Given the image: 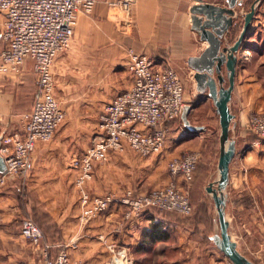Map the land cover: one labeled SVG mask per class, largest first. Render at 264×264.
I'll use <instances>...</instances> for the list:
<instances>
[{"label":"crops","instance_id":"0c3cea01","mask_svg":"<svg viewBox=\"0 0 264 264\" xmlns=\"http://www.w3.org/2000/svg\"><path fill=\"white\" fill-rule=\"evenodd\" d=\"M107 1L111 0H100L90 15L76 14L71 45L55 60L56 96L66 114L65 121L52 140L36 145L25 179L10 177L0 184V264H44L47 253L55 258L62 252H67L78 264H104L110 259L108 250L111 248L128 250L134 260H156L157 253L159 257H165L160 247L170 238L168 228L171 225L155 209L129 217L130 206L123 200L136 199L172 181L180 188L186 187L182 179L173 177L166 170L161 171L162 163L170 157L181 158L187 149L192 150L187 145L189 141L211 137L213 132L209 134V125H197L206 129L192 135L185 127V130L178 128V123L172 124L165 148L157 156L143 158L130 148L123 153H109L106 161L94 164L92 179L85 183L83 190L77 184L82 169L76 162L102 137L99 118L105 107L134 86L127 67L128 49L147 55L161 67L168 65L171 57L183 56L187 62L198 55L201 42L189 23L193 0H136L131 35L119 34L115 22L109 18ZM238 10L235 9L237 14ZM1 23L0 17V28ZM189 26L194 35L191 49L187 43ZM252 28L254 32L239 53L231 102L237 121L236 137L241 129L249 127L252 115L264 112V88L259 79L263 73L260 69L258 73L250 70L262 58V51L257 49L264 48L259 33L264 28V0ZM241 29L239 22L232 32L231 43ZM163 48L166 53L161 52ZM178 48L183 51L178 53ZM249 52L252 54L248 56ZM263 65L260 63V68ZM36 87L37 74L31 59L25 61L18 75L0 74V137L23 134L24 116L32 111ZM186 101L193 110L197 106L194 103L205 102L214 107L207 96L196 93ZM216 119L219 123L214 107L211 123ZM199 165L190 185V192L195 197L203 196L214 175L208 169L203 173ZM82 191L91 198L109 196L112 202L104 213L84 221ZM27 219L33 220L43 232L39 246L21 236L22 222ZM178 230L180 234L198 232L204 235L205 227L198 224L193 230L188 227L185 230L178 227ZM189 248L196 255L202 250L205 260H215L212 264H230L221 261L226 260L225 256L220 257L219 252H212L214 250L207 246L191 243Z\"/></svg>","mask_w":264,"mask_h":264},{"label":"built area","instance_id":"2783aa9c","mask_svg":"<svg viewBox=\"0 0 264 264\" xmlns=\"http://www.w3.org/2000/svg\"><path fill=\"white\" fill-rule=\"evenodd\" d=\"M100 0H0V74L18 75L27 59L35 64L37 92L32 111L24 116L22 135L7 136L0 149L7 171L0 173V184L9 177L26 178L32 153L39 142L53 139L66 114L56 96L53 66L56 58L71 45L73 23L78 12L93 13ZM136 0L107 1L110 16L118 31L127 33L133 25ZM128 68L134 86L109 103L99 118L102 137L76 164L82 169L77 184L81 190L92 179L94 164L107 160L109 153H123L130 148L138 156L149 158L160 154L187 105L185 87L178 73L169 65L158 66L154 60L134 49H128ZM250 128L264 140V113L254 114ZM200 153H187L169 163L173 177L182 178L186 187L172 182L136 199L126 198L129 217L139 216L153 208L193 213L190 185L201 161ZM82 219L88 221L104 213L111 197L91 198L82 191ZM21 235L35 246L43 239L41 228L24 220ZM115 260H129L124 249L114 248ZM44 264H76L67 252L52 258L47 253Z\"/></svg>","mask_w":264,"mask_h":264},{"label":"rangeland","instance_id":"374dc122","mask_svg":"<svg viewBox=\"0 0 264 264\" xmlns=\"http://www.w3.org/2000/svg\"><path fill=\"white\" fill-rule=\"evenodd\" d=\"M116 29L118 31L117 27ZM132 32L133 25L127 33L124 34L119 32V34L131 35ZM259 33L261 34V40L263 39L264 43V28L261 29ZM193 36L194 35L191 33L189 26L187 36L188 49H191L194 46V39H192ZM172 44V42L169 44V49H171ZM160 50L161 52L165 51V53L167 51L166 48ZM257 50L262 51V54H260L262 55V58L257 64L251 66L250 70L255 72L261 70L263 74L259 76V79H261V83L264 88V65L260 68V63L264 64V48L261 46V48ZM182 51H180V48L177 49L178 53H181ZM251 54L252 52H249L248 56ZM255 56L257 58L260 57L259 55ZM167 62V64L178 73L179 77L181 78L184 84L185 100H191L193 94L195 93L194 80L193 72L188 67L186 58H184L183 56L182 58L179 56L171 57ZM36 92L37 87L35 93ZM196 104L197 106L195 110L192 111L191 116H189V120L195 126L202 124L209 125V134H211V132L213 133L210 135L211 137H208L204 140L194 139L192 141H189L187 145L190 146L192 150L187 149V153H200L202 155V162L201 164L199 163V168H203V173H206L207 171L205 172V170L207 169L209 170V173L212 172L214 176L210 180H213L215 178V172L219 157V123L217 120L218 118L214 121V123H211L210 117L214 112V107L205 102H202L200 104L194 103L193 105ZM263 113L264 112H260L257 114ZM176 123H178V128H180L181 130L184 129V125L181 119H179ZM238 134L239 135L237 136V153L231 165V178L229 186V202L227 207V214L231 223V233L234 237V240L238 243L240 251L255 263L264 264V140L261 139L250 128V126L244 127L239 131ZM197 137L198 136L194 138ZM177 158L179 157H170L168 160L164 159V162L161 166V171L166 170L168 171V173H170L169 163ZM159 186L155 189L163 188L166 185L162 184ZM193 197H195V195H192L190 192V199L193 204L194 210L193 213L189 216H183L176 212L162 211L160 209L153 208L155 209L157 214H161V216L167 220L166 222L171 225V227L168 228V232H170V238L167 240L166 244L160 247V251L162 253H165V257L161 258L158 256L157 253L155 254L156 260H134L130 252L124 249L127 252V258L129 260H115V253L113 252V250L115 249L111 248L108 250L111 255L110 259L107 260L104 264H212V262L215 261L205 260L204 256L206 255H204L205 253H203L202 250H199V255H196V252L189 248V245L191 243H197L201 244L202 246H207L210 248V250H214L212 252H219L218 255L223 258L224 255L220 251H217L218 249L211 241V237L214 235L215 231V212L212 201L206 195L205 192L203 196L196 195L195 198ZM193 199H195L196 205L194 204ZM197 201H199V206L197 205ZM198 224L205 227V230L203 232L204 235H201L198 232L180 234V230H178V227L182 228V230H185L187 227L193 230L194 227ZM196 231H198V229H196ZM28 241L31 242L30 240ZM225 259L226 260L221 261L232 264L227 258Z\"/></svg>","mask_w":264,"mask_h":264},{"label":"water","instance_id":"95a60500","mask_svg":"<svg viewBox=\"0 0 264 264\" xmlns=\"http://www.w3.org/2000/svg\"><path fill=\"white\" fill-rule=\"evenodd\" d=\"M263 0H255L244 13L246 0H193L189 10L191 30L199 36L198 55L188 59L193 72L194 89L198 96L212 100L219 117V157L215 178L205 188L214 207V235L211 241L232 264H257L243 254L231 233L227 214L231 164L237 153V121L231 109L239 65V53L246 39L254 32L252 23ZM241 8L239 14L235 9ZM243 14V27L231 43V36ZM192 105H186L181 121L192 135L204 132L206 127L195 126L189 120ZM3 136L0 137V149ZM7 171L0 153V173ZM214 176V175H213ZM212 176V178H213Z\"/></svg>","mask_w":264,"mask_h":264},{"label":"flooded vegetation","instance_id":"af4514ba","mask_svg":"<svg viewBox=\"0 0 264 264\" xmlns=\"http://www.w3.org/2000/svg\"><path fill=\"white\" fill-rule=\"evenodd\" d=\"M255 0H246V6H245V10H244V13H246V12H248L249 10H250V6H251V4L254 2ZM249 6V8L247 9V7ZM239 10V12L241 11V8H238ZM247 9V10H246ZM239 22H241V24H242V27H243V14L242 15H240V17H239V19H238V23Z\"/></svg>","mask_w":264,"mask_h":264},{"label":"trees","instance_id":"16d2710c","mask_svg":"<svg viewBox=\"0 0 264 264\" xmlns=\"http://www.w3.org/2000/svg\"><path fill=\"white\" fill-rule=\"evenodd\" d=\"M194 181V180H193ZM192 184V183H191ZM155 232H157L156 230H155Z\"/></svg>","mask_w":264,"mask_h":264}]
</instances>
